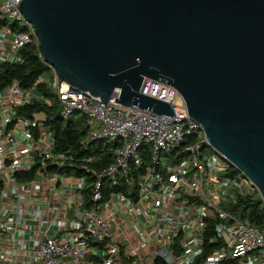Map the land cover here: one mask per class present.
<instances>
[{
    "label": "built area",
    "instance_id": "2783aa9c",
    "mask_svg": "<svg viewBox=\"0 0 264 264\" xmlns=\"http://www.w3.org/2000/svg\"><path fill=\"white\" fill-rule=\"evenodd\" d=\"M20 1L0 0V19L26 27L0 29V60H19L27 43L39 46ZM46 64L37 82L55 93L60 117L83 114L85 144L113 143L114 159L88 193L84 177L63 172L66 156L53 151L45 114H17L34 88L13 80L0 90V264H264V227L228 210L258 193L256 185L210 144L175 88L142 81L140 93L174 112L156 114L117 102L118 89L102 103ZM120 177L126 188L103 196V181ZM207 243L214 247L204 256Z\"/></svg>",
    "mask_w": 264,
    "mask_h": 264
},
{
    "label": "water",
    "instance_id": "95a60500",
    "mask_svg": "<svg viewBox=\"0 0 264 264\" xmlns=\"http://www.w3.org/2000/svg\"><path fill=\"white\" fill-rule=\"evenodd\" d=\"M59 78L106 103L156 114L145 78L175 88L210 144L264 202V0H22Z\"/></svg>",
    "mask_w": 264,
    "mask_h": 264
},
{
    "label": "trees",
    "instance_id": "16d2710c",
    "mask_svg": "<svg viewBox=\"0 0 264 264\" xmlns=\"http://www.w3.org/2000/svg\"><path fill=\"white\" fill-rule=\"evenodd\" d=\"M3 27H9L14 32L26 30L25 25L16 21L0 19V29ZM40 55L41 52L37 44L27 43L17 52L19 60H0V90L13 80H16L22 89L34 88L36 94L33 100L17 108V114L26 117L34 113L45 114V125L54 136L52 149L54 152L66 156V159L63 160V172L67 175L84 177L89 193L91 192V183L96 180L95 174L100 173L113 162L115 145L103 141H92L85 144L87 125L83 114L75 112L66 120L60 117V102L55 93L46 83L37 82L39 76L49 69ZM44 99H49L51 103L47 104ZM123 183L122 177L115 184L105 179L101 188L103 196L112 187L113 189H125L126 186ZM87 198L89 199L88 194ZM228 210L244 222L264 227V202L257 192L240 197L228 207ZM209 228H212L211 224ZM211 234V231L206 232L205 236L208 237ZM212 247H214L213 244L207 243L204 246L203 255L205 256Z\"/></svg>",
    "mask_w": 264,
    "mask_h": 264
},
{
    "label": "rangeland",
    "instance_id": "374dc122",
    "mask_svg": "<svg viewBox=\"0 0 264 264\" xmlns=\"http://www.w3.org/2000/svg\"><path fill=\"white\" fill-rule=\"evenodd\" d=\"M179 101H180L179 98H177V103H178V104H179ZM38 116H39V115H38Z\"/></svg>",
    "mask_w": 264,
    "mask_h": 264
}]
</instances>
